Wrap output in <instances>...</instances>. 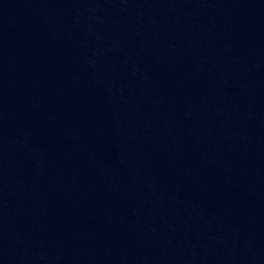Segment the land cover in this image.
<instances>
[{"label":"water","instance_id":"water-1","mask_svg":"<svg viewBox=\"0 0 264 264\" xmlns=\"http://www.w3.org/2000/svg\"><path fill=\"white\" fill-rule=\"evenodd\" d=\"M0 264H264V0H0Z\"/></svg>","mask_w":264,"mask_h":264}]
</instances>
